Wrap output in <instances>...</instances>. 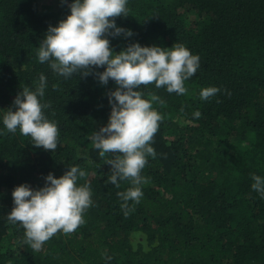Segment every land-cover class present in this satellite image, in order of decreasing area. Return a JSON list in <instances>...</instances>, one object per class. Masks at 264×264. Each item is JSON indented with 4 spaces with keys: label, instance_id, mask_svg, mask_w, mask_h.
<instances>
[{
    "label": "trees",
    "instance_id": "16d2710c",
    "mask_svg": "<svg viewBox=\"0 0 264 264\" xmlns=\"http://www.w3.org/2000/svg\"><path fill=\"white\" fill-rule=\"evenodd\" d=\"M69 3L0 0V264H264V197L251 187L252 176L264 179V0H128V16L115 19L133 33L107 37L115 52L133 42L182 44L199 56L196 73L185 81L187 94L154 84L138 89L164 101L153 103L164 118L151 143L156 156L141 172L143 196L128 202L134 210L127 217L117 192L133 185L109 182L104 159L113 154L101 158L91 141L108 122L107 93L117 85L92 75L64 78L37 58L48 26L66 18ZM41 74L40 100L50 104L44 113L59 129L54 152L3 125L17 93L34 91ZM205 87L220 91L203 100ZM32 154L39 162L27 166ZM69 166L85 171L77 184L91 189L85 223L34 252L23 227L7 219L12 190L20 184L39 189L49 173L58 178ZM132 231L145 234L148 250L132 247Z\"/></svg>",
    "mask_w": 264,
    "mask_h": 264
},
{
    "label": "clouds",
    "instance_id": "9594fccd",
    "mask_svg": "<svg viewBox=\"0 0 264 264\" xmlns=\"http://www.w3.org/2000/svg\"><path fill=\"white\" fill-rule=\"evenodd\" d=\"M127 3L128 0H71L70 13L56 26H48L37 49L39 62H47L54 73L64 78L92 75L103 85L110 79L117 85L107 93L111 105L108 122L92 134L91 141L101 158L113 154L104 159L111 169L109 182L119 187L118 180H129L133 185L117 192L125 217L134 210L128 202L139 203L143 196L140 185L147 180L141 172L147 158L156 156L151 143L164 118L153 108L154 102L163 106L164 101L154 93L145 98L138 89L154 84L169 93L185 95V81L199 67V56L182 44L162 48L133 42L119 52L113 51L108 36L133 35L115 23L117 17L128 16ZM45 87L46 78L41 74L34 91L27 87L20 90L13 100L15 110L9 108L3 114V125L13 134L19 130L34 147L54 152L59 129L45 116L44 109L50 107L40 100ZM219 91L217 87H205L199 96L208 100ZM193 115L199 118L201 113ZM85 176L78 166H69L58 178L49 173L39 189L20 184L12 190L13 207L7 219L23 227L24 243L34 252L42 250L57 233H74L85 223L83 217L92 205V193L88 184H77L78 178ZM252 180V189L264 197V179L254 175Z\"/></svg>",
    "mask_w": 264,
    "mask_h": 264
},
{
    "label": "rangeland",
    "instance_id": "374dc122",
    "mask_svg": "<svg viewBox=\"0 0 264 264\" xmlns=\"http://www.w3.org/2000/svg\"><path fill=\"white\" fill-rule=\"evenodd\" d=\"M189 18H191V16H189ZM38 162H39V154H32L30 155V158L27 160L26 165L35 166L38 164ZM58 234H62V232ZM129 241L134 249L139 245L142 246L144 250H148L150 247L147 244L148 242H147L145 234L140 231H132L129 234Z\"/></svg>",
    "mask_w": 264,
    "mask_h": 264
}]
</instances>
